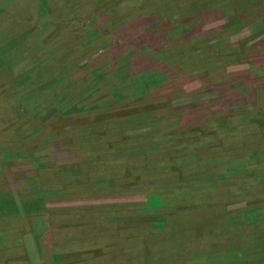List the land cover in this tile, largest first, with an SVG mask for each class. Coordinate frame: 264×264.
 Listing matches in <instances>:
<instances>
[{"label": "rangeland", "instance_id": "rangeland-1", "mask_svg": "<svg viewBox=\"0 0 264 264\" xmlns=\"http://www.w3.org/2000/svg\"><path fill=\"white\" fill-rule=\"evenodd\" d=\"M231 1L241 15L221 0H0V45L30 31L22 58L0 64L38 65L30 75L47 93L28 103L29 85L0 68V201L12 203L0 209V264H264V114L255 125L241 103L264 68L251 54H262L264 0ZM194 10L206 16L187 39L167 35ZM246 44L245 61L263 68L237 82ZM204 83L235 112L226 132L205 121L192 139ZM88 94L99 107L67 109ZM187 95L202 106L182 109ZM244 208L263 210L259 221L227 219Z\"/></svg>", "mask_w": 264, "mask_h": 264}, {"label": "trees", "instance_id": "trees-1", "mask_svg": "<svg viewBox=\"0 0 264 264\" xmlns=\"http://www.w3.org/2000/svg\"><path fill=\"white\" fill-rule=\"evenodd\" d=\"M221 1L222 2L226 1V2L230 3L229 6H228L229 8L226 7V10L221 8V11L224 10V14L226 16H235V15L239 16V15H241V12L239 11L238 6L236 4H234L233 1H231V0H221ZM207 2H210V0H207ZM215 2L217 3V0H215ZM218 3H220V2H218ZM44 4H42V8H41L42 12L44 11L43 10L44 7L46 5H48L47 2L44 3ZM143 5H145V4L143 3ZM151 5H155V4L152 3V4H150V6ZM241 5L244 6L246 4L242 1ZM249 7H250V10H253L252 9L253 6H249ZM204 12L205 13L208 12L207 7L205 8ZM204 12H203V17H201L202 15L199 14L198 10L191 11L187 15L189 17H186V19L184 21H182L179 25H177V26L171 25V28L169 27L168 30H167V35H170V37L172 35H175L176 37L182 38V42H183L185 37H186V39L188 38L189 32L191 31V29L188 28L189 27V23L193 22L194 20H198L200 17L204 18V16H206ZM227 14H229V15H227ZM239 18H242V16L239 17ZM29 36H30V31L20 32L18 35H16L13 38H11L8 42H5V43L0 45V54L1 55L3 54V55H5V57H7L6 56L7 54L9 55L10 53H13V55L11 56L12 58L14 56H17V58H20V57L22 58L21 55H24L23 53L27 49L26 48L27 47L26 39H28ZM163 36H164V34L162 35V37ZM165 36H166V34H165ZM260 36H262L261 37V41H259L258 43H255V46H256V49L258 48L257 49L258 51H260V49L262 50V54L260 55V57L258 56V53L256 54V52L255 53H251V54L255 55L256 59H258V60L262 61V63H264V37H263L264 33H262ZM213 46H216V45H213ZM247 46H249V45L246 44L244 46H241L242 47V49H241L242 51L238 50L237 54L240 57H241V55L243 56V61H244V63H246L249 66V69L246 68V70L243 71V73L240 75V77H238V79H236L237 82L247 79L248 76L251 73L255 72L258 69V67L259 68H263V66H257L255 63L251 62L252 61L251 58H250L251 61H250V59H249V61H245V58H247L249 56V54L246 53ZM211 50H212V46L206 47V49H203V53L206 55ZM7 63H8V61H5V63H4L1 60L0 68L1 67H7L8 69H10L14 73V78L12 80V83L15 85L17 90H20L21 86L24 83H27L29 85V87H30V89L25 91L27 102L30 103L31 101H35L37 99V100H42L41 102H38L39 104H41L43 102V100L45 99V97L43 98V96H45L47 93H45L43 90L41 91L40 87H37V88L35 87L37 79L32 78L31 75H30V71H34L35 73H38L39 66L36 65L30 71H27V72L23 73V72L17 71L16 66L14 65L13 62H10L8 64ZM263 70H264V68L261 69V70L258 69V74L257 75L261 76V77L259 79H257V81L255 83H253L254 84L253 91H251V94H249L248 99H241V103L244 106L243 107L244 108L243 109L244 113L245 114L248 113L249 116L252 115L254 117V120L252 122L255 123V125L263 124V121L261 120L262 119L261 117L264 114V98H260L259 97L260 94H258V92L261 91V85H263L262 84L263 81H261V78L264 77ZM20 73H21V75H20ZM94 75H96V77L92 78L90 80L89 84L90 83L93 84L95 79H99L100 80L104 76V75L103 76H100V75L97 76V72H95ZM29 76H30V78H29ZM159 76L162 77V75H160L158 73L157 75L148 78V82L146 84L147 85L149 83L155 84L156 80L159 79ZM204 78H208V76H205ZM151 84H149V85H151ZM224 84L227 85L228 83H224ZM240 86H241V88H243V90H245V86H242V84H240ZM214 90H219L220 91V95H215L214 94ZM224 91H225L224 88L219 86V85H215V84H211V83L210 84H206V83L203 84V89L201 90V95L200 96L203 97V95H204V98L208 97L205 100L210 101V105L207 106V107H203V112L200 113L201 117L198 114V117H199L198 120L192 121L191 123H189V125H186V126H188L186 128H189L188 130L193 132V134H192L193 136L191 137L192 139L196 138L197 136L200 139H202L199 135H197L198 133H200L202 135L206 134L205 130L207 128H204V126L202 125L203 122H205V121L208 123V125H212L211 123L217 124L216 127H213V129L210 130L211 131V133H209L210 135H214V134L218 133V132H216L217 130H219V132H221V131L222 132H226L229 129L228 128L229 127V119L231 118L232 112H235V111H233L232 107H230L231 103L224 105L222 101H219L215 97V96H217L220 100H222V98L224 97L223 96ZM9 93H10V91L7 90V94H9ZM55 95L56 94H52L50 97H54ZM91 97H92V95L88 94L82 100H80L76 104H74V106L67 107V109H70L71 111L82 110L83 108H89L86 111L94 110L97 107H99L98 104H95V105H92L90 107H87V105H88L87 102H88L89 99H91ZM186 97L187 98H185V99H187V100H185V102L182 103V109H185V111L187 109H189L190 112H192L194 110L196 111V110H198L197 108H199L203 104L202 102L197 101L196 98L191 99L190 95H187ZM68 98H70L68 96V94L66 92H63L62 96L58 99V101H56V105L58 106V109L60 110V112L65 111V110L62 111L60 109V103L62 101H64V102L68 101ZM108 101H109V99L105 102V104L103 106H105L106 103H108ZM122 101H123V99H117V100H112L111 103L114 104L116 102L115 104H119ZM172 103L173 102H169L168 105L170 106L171 110L175 111L172 108ZM57 106H55V107H57ZM83 106H85V107H83ZM225 107L228 108V112L229 113H227V115H225L226 113L223 112L225 110ZM216 112L222 113L223 117L216 116V114H217ZM19 117H21L20 114L18 116H15V118L18 119V120L20 119ZM197 121H199V123ZM10 123L15 124L16 122H14L13 119H11ZM217 141H218V147H220V145L222 143V140H220V138H219V139H217ZM212 147H215L214 143H212L211 149H212ZM258 151H255V152L257 153ZM258 159H259V157H258ZM262 162H263V160H262ZM263 166L264 165H262V167ZM259 168H261V166H258V167L255 166V167H252L251 169H247L246 168V171H243V172H248V174H250L252 171L253 172H257ZM249 170H252V171H249ZM236 173H239V172H236ZM247 177H249V176L247 175ZM249 178H253V177H249ZM217 179L221 180L220 178H217ZM217 179H213L212 181H216L217 182L218 181ZM251 183H253V181L252 182H248L247 181L245 186H252ZM258 183H260V182H258ZM248 193H250V192H248ZM11 204L12 203H9L7 201L1 200L0 201V209L9 208V207H11ZM255 211H257L259 213L260 211H263V210H253V211L250 210V211H248L247 208H244V209L238 210V211H228L227 210L226 217H227V219L233 218L234 221H235V220H237V216H241V217L246 218L247 220L255 221V220H258L256 218H254V216H253V212H255ZM195 212L197 214H199V211H195ZM240 212H241V214H239ZM260 216L258 218H260ZM259 220H261V222L264 221V219H261V218ZM261 241H264V239H261ZM233 254H234V252H230L229 253L230 256H232ZM232 259L235 260L236 258L232 257ZM120 261H122V259ZM211 264H216V263H211ZM218 264H220V263H218ZM227 264H231L230 260H227Z\"/></svg>", "mask_w": 264, "mask_h": 264}]
</instances>
